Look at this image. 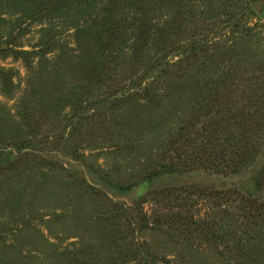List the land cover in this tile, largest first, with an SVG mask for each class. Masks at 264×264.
<instances>
[{"label": "rangeland", "instance_id": "1", "mask_svg": "<svg viewBox=\"0 0 264 264\" xmlns=\"http://www.w3.org/2000/svg\"><path fill=\"white\" fill-rule=\"evenodd\" d=\"M0 0V264H264V0Z\"/></svg>", "mask_w": 264, "mask_h": 264}, {"label": "water", "instance_id": "2", "mask_svg": "<svg viewBox=\"0 0 264 264\" xmlns=\"http://www.w3.org/2000/svg\"><path fill=\"white\" fill-rule=\"evenodd\" d=\"M262 3H263V0H256V1H254V2H251V7H252L254 10L258 11L259 8L261 7V4H262Z\"/></svg>", "mask_w": 264, "mask_h": 264}, {"label": "trees", "instance_id": "3", "mask_svg": "<svg viewBox=\"0 0 264 264\" xmlns=\"http://www.w3.org/2000/svg\"><path fill=\"white\" fill-rule=\"evenodd\" d=\"M249 7H251V6H249Z\"/></svg>", "mask_w": 264, "mask_h": 264}]
</instances>
